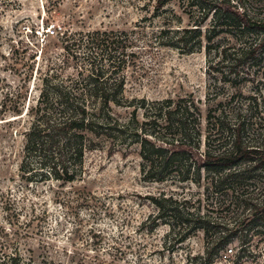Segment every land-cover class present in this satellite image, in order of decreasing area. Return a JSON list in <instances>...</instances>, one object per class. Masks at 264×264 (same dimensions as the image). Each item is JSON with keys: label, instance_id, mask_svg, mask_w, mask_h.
I'll return each instance as SVG.
<instances>
[{"label": "rangeland", "instance_id": "obj_1", "mask_svg": "<svg viewBox=\"0 0 264 264\" xmlns=\"http://www.w3.org/2000/svg\"><path fill=\"white\" fill-rule=\"evenodd\" d=\"M230 3L264 20V0ZM158 5L159 0H0V257L19 253L29 264H186L188 259L192 264H264L263 255L236 261L232 257L239 249L236 241L227 246L231 255L223 251L208 259L201 232L178 243L166 225L155 227L152 197L187 200L191 208L213 217L212 208L222 198L207 192L203 175L199 184L144 178L135 141L96 140L95 149L85 154L81 178L74 183L27 186L19 180L22 134L30 117L11 122L15 117L5 112L17 105L18 91H26L25 109L35 104L39 70L45 71L46 59L59 64L70 59L62 38L67 32L128 34L110 69L124 76L123 96L132 101L113 108L120 122H129L133 113L143 122L142 109L135 110L141 105L138 100L191 99L199 109L202 132L195 158L212 134L206 119L210 111L224 122L243 125L245 138L263 146L262 69H237L239 76L231 84L221 80L231 70L228 67L219 65L214 67L218 73L211 71L210 65L219 58L216 49L232 51L239 46L226 31L206 42V36L213 35L211 19L201 28L202 48L186 53L184 48L164 47L167 30L190 29L192 24L179 2ZM207 46L212 48L209 55ZM74 51L86 50L75 47ZM256 71L257 77L246 81L251 77L246 73ZM31 73L28 82L25 77ZM219 138L223 142L227 134ZM259 250L264 254V243L258 242L256 249L248 247L251 254Z\"/></svg>", "mask_w": 264, "mask_h": 264}, {"label": "trees", "instance_id": "obj_2", "mask_svg": "<svg viewBox=\"0 0 264 264\" xmlns=\"http://www.w3.org/2000/svg\"><path fill=\"white\" fill-rule=\"evenodd\" d=\"M172 1L184 8L192 28L163 32L167 34L164 47L184 48L186 53L202 48L201 28L211 19L209 32L213 35L206 36V42L226 31L239 46L232 51L216 49L219 58L210 65V70L218 73L214 67L219 65L231 69L226 74L221 72L222 76L225 74L221 80L229 84L239 76L237 69L257 67L262 69L260 78H264V20L237 8L230 0H159L158 6ZM62 38L70 59L60 64L46 59L45 71H37L40 89L35 104L25 109L26 91H18L17 105L5 112L15 117L11 122L26 115L30 117L29 127L22 134L19 180L27 186L74 183L81 178L85 154L95 149L96 140L104 137L112 143L135 141L139 145L144 178L152 182L172 179L199 184L203 175L207 192L217 200L222 198L212 208L213 217L202 214L199 208H191L187 200L152 197L151 203L157 211L153 219L155 227L166 225L178 243L201 232L208 259L223 251L231 255L232 250L227 246L234 241L239 245L232 256L236 261L264 256L260 250L254 254L248 251L250 245L256 249L258 242L264 243V144L245 138L243 125L224 122L210 111L206 119L212 134L204 142L205 150L195 158L202 132L200 112L191 99L138 100L141 105L135 110L142 109L143 122H138L134 113L129 122H120L113 108L132 101L123 96L124 76H116L110 69L116 62L115 51L128 41V34L67 32ZM75 47H84L86 51H74ZM211 50L207 46L206 54ZM258 74V71L247 72L251 77L246 81H252ZM31 78L32 73L25 80L29 82ZM10 95L6 94L3 100ZM224 133L227 138L220 142L219 137ZM256 237L258 242L254 243ZM0 264L29 263L15 253L3 254ZM186 264H192L191 259Z\"/></svg>", "mask_w": 264, "mask_h": 264}]
</instances>
